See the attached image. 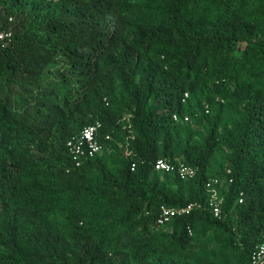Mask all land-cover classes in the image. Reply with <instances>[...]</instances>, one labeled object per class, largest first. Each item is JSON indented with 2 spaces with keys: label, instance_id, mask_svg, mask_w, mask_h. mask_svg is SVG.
<instances>
[{
  "label": "trees",
  "instance_id": "1",
  "mask_svg": "<svg viewBox=\"0 0 264 264\" xmlns=\"http://www.w3.org/2000/svg\"><path fill=\"white\" fill-rule=\"evenodd\" d=\"M0 29V264H251L264 0H0ZM97 121L104 149L77 166L67 140ZM195 201L157 226L161 206Z\"/></svg>",
  "mask_w": 264,
  "mask_h": 264
},
{
  "label": "built area",
  "instance_id": "2",
  "mask_svg": "<svg viewBox=\"0 0 264 264\" xmlns=\"http://www.w3.org/2000/svg\"><path fill=\"white\" fill-rule=\"evenodd\" d=\"M12 32L11 31H3L0 29V40H5L10 38ZM189 94L185 93L183 101H186ZM206 112H209V108L207 107ZM131 114H126V116L122 119L126 120L127 123L125 127L129 130L131 125L128 124L129 118ZM174 120L178 121L181 119V116L178 114H174ZM184 121H189L190 116L185 115L182 118ZM103 127L102 122L97 121L95 123L88 124L83 127V129L77 133L72 135L67 140V148L68 151L77 166H80L84 160L88 158H92L97 154L101 153L104 149L103 141L100 137V132ZM134 136V135H132ZM105 139L108 140L111 138L110 133H107ZM127 154H131L132 152L127 148ZM136 164L133 163V169ZM154 169L156 171L161 172H172L176 173L178 177L181 179H190L196 175V168L188 165L186 163L176 164L170 161L167 158L160 157L156 160L154 164ZM230 172V170H228ZM228 182H232V178L229 179ZM223 181L220 177H211L205 183L206 191L209 194V208L214 213L215 216L221 217L222 215V204H223V196L221 195L220 188L223 186ZM243 193H241L242 195ZM240 202L243 201V198L239 199ZM202 204L199 201L191 202L182 207H170L167 205L161 206L159 216L157 218V226H163L172 221V219L176 216L189 214L194 208L201 207ZM190 233L192 230L189 229ZM251 264H264V241L256 245L251 254Z\"/></svg>",
  "mask_w": 264,
  "mask_h": 264
},
{
  "label": "rangeland",
  "instance_id": "3",
  "mask_svg": "<svg viewBox=\"0 0 264 264\" xmlns=\"http://www.w3.org/2000/svg\"><path fill=\"white\" fill-rule=\"evenodd\" d=\"M126 116V113L123 115V118ZM122 121H125L126 122V120H124V119H122ZM221 159V158H220ZM225 170L226 171H228V169L227 168H225ZM221 179H222V181H223V186H225V184H226V179H225V177H221Z\"/></svg>",
  "mask_w": 264,
  "mask_h": 264
}]
</instances>
